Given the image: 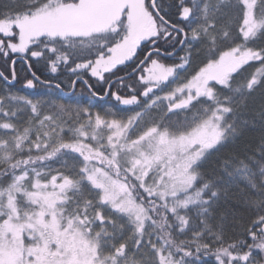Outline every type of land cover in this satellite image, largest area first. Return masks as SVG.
Wrapping results in <instances>:
<instances>
[{"label": "snow or ice", "instance_id": "obj_1", "mask_svg": "<svg viewBox=\"0 0 264 264\" xmlns=\"http://www.w3.org/2000/svg\"><path fill=\"white\" fill-rule=\"evenodd\" d=\"M250 111L264 0H0V264H264Z\"/></svg>", "mask_w": 264, "mask_h": 264}, {"label": "trees", "instance_id": "obj_2", "mask_svg": "<svg viewBox=\"0 0 264 264\" xmlns=\"http://www.w3.org/2000/svg\"><path fill=\"white\" fill-rule=\"evenodd\" d=\"M100 103L102 104L103 101ZM247 116L250 120L255 121V127L249 125L235 143H229L220 150L216 163L209 166V174L220 179L222 187L228 189L227 201L220 205L219 211L232 212L241 210L245 196L252 192L248 183L241 178L245 173L235 170L236 166L239 165L240 158L251 167L253 172L257 173L255 176L256 183L264 187V184H261V177L258 172L260 164L264 163V156L258 155L256 151L260 147L261 141H264V116L257 115L254 111L248 112ZM249 157H255L257 162H253ZM224 158L233 160V166L229 168L232 173L231 177L225 175L220 169L219 160ZM4 162L5 154L0 151V163Z\"/></svg>", "mask_w": 264, "mask_h": 264}]
</instances>
